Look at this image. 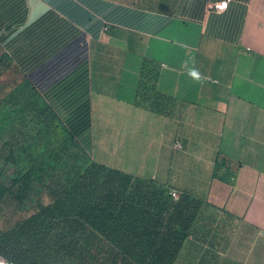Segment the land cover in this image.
I'll return each mask as SVG.
<instances>
[{
  "label": "crops",
  "instance_id": "0c3cea01",
  "mask_svg": "<svg viewBox=\"0 0 264 264\" xmlns=\"http://www.w3.org/2000/svg\"><path fill=\"white\" fill-rule=\"evenodd\" d=\"M222 1L0 0V50L89 154L118 128L123 171L201 200L175 264H264V0ZM145 60L170 115L136 105Z\"/></svg>",
  "mask_w": 264,
  "mask_h": 264
},
{
  "label": "trees",
  "instance_id": "16d2710c",
  "mask_svg": "<svg viewBox=\"0 0 264 264\" xmlns=\"http://www.w3.org/2000/svg\"><path fill=\"white\" fill-rule=\"evenodd\" d=\"M159 76L157 64L145 60L136 105L170 115L175 100L158 90ZM29 95L58 121L62 143L29 211L27 199L48 159L10 185L0 180V204L10 200L22 211L0 234V256L10 264H175L201 200L186 193L176 200L166 185L94 160L0 50V103Z\"/></svg>",
  "mask_w": 264,
  "mask_h": 264
},
{
  "label": "rangeland",
  "instance_id": "374dc122",
  "mask_svg": "<svg viewBox=\"0 0 264 264\" xmlns=\"http://www.w3.org/2000/svg\"><path fill=\"white\" fill-rule=\"evenodd\" d=\"M41 108V101L33 95L27 97L26 103L10 97L0 103V180L10 185L30 165L38 166L43 159H48V164H44V168L39 171L36 185L27 199L28 211L35 204V195L41 188L40 181L46 180L51 174V156L62 143V138L57 137L60 131L58 121L51 114L41 113ZM100 126V122L99 125L97 122L90 156L97 162L120 170L130 171L139 165L121 161L124 157H120L118 151L123 147L121 141L125 133L118 128H111L104 132L103 137ZM15 207L10 200L0 204V234L20 218L22 211L17 212Z\"/></svg>",
  "mask_w": 264,
  "mask_h": 264
},
{
  "label": "built area",
  "instance_id": "2783aa9c",
  "mask_svg": "<svg viewBox=\"0 0 264 264\" xmlns=\"http://www.w3.org/2000/svg\"><path fill=\"white\" fill-rule=\"evenodd\" d=\"M228 3H229V0H224V1L219 2V3H215V4H214V7H215L216 9H218V10H225V9L227 8V6H228ZM176 146L179 147V148L182 147V145H181L180 142H177V143H176ZM170 194H171L172 197H173L174 199H176V200L179 199V197H180V195H181V194H180L177 190H175V189L170 190ZM0 261H1V262H5V264H10L8 261H5V259H3V258H0Z\"/></svg>",
  "mask_w": 264,
  "mask_h": 264
},
{
  "label": "water",
  "instance_id": "95a60500",
  "mask_svg": "<svg viewBox=\"0 0 264 264\" xmlns=\"http://www.w3.org/2000/svg\"><path fill=\"white\" fill-rule=\"evenodd\" d=\"M0 264H5V262H1V261H0Z\"/></svg>",
  "mask_w": 264,
  "mask_h": 264
}]
</instances>
